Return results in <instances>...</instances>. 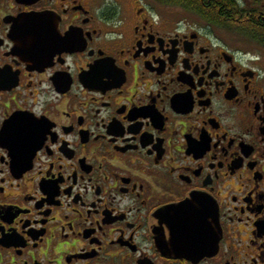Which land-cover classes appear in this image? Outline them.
Wrapping results in <instances>:
<instances>
[{"label": "flooded vegetation", "instance_id": "af4514ba", "mask_svg": "<svg viewBox=\"0 0 264 264\" xmlns=\"http://www.w3.org/2000/svg\"><path fill=\"white\" fill-rule=\"evenodd\" d=\"M234 1L0 0V264H264V0Z\"/></svg>", "mask_w": 264, "mask_h": 264}, {"label": "trees", "instance_id": "16d2710c", "mask_svg": "<svg viewBox=\"0 0 264 264\" xmlns=\"http://www.w3.org/2000/svg\"><path fill=\"white\" fill-rule=\"evenodd\" d=\"M163 4L178 6L186 12H191L200 17L206 24L224 26L228 24L229 10L233 7L234 17L240 12L234 0H158ZM232 12V11H231ZM264 43V36H261Z\"/></svg>", "mask_w": 264, "mask_h": 264}, {"label": "rangeland", "instance_id": "374dc122", "mask_svg": "<svg viewBox=\"0 0 264 264\" xmlns=\"http://www.w3.org/2000/svg\"><path fill=\"white\" fill-rule=\"evenodd\" d=\"M227 37H228V35H227ZM227 37H226V38H227ZM242 46L247 47L246 44H242ZM251 46H252V45H251ZM252 47L254 48V46H252ZM252 47H251V48H252ZM247 49H249V48H247ZM251 52L254 53V52H257V51H256V50H252Z\"/></svg>", "mask_w": 264, "mask_h": 264}]
</instances>
